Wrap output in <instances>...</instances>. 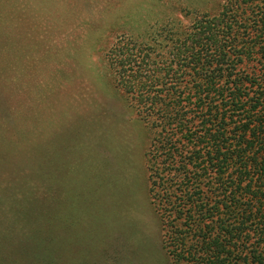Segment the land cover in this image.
I'll return each mask as SVG.
<instances>
[{"label":"trees","instance_id":"1","mask_svg":"<svg viewBox=\"0 0 264 264\" xmlns=\"http://www.w3.org/2000/svg\"><path fill=\"white\" fill-rule=\"evenodd\" d=\"M224 2L215 15L195 13L177 41L182 54L169 51L156 71L145 68V59L126 57L116 79L148 134L146 194L159 247L147 242L152 264H264V0ZM7 37L0 42V165L16 175L15 196L0 193V201L15 200L18 215L45 219L47 179L39 160L47 153L44 134L57 133L47 122L46 128L43 105L38 111L28 103L43 101L31 90L42 86L37 74L45 63L23 56L30 52ZM17 49L23 62L13 56ZM27 79L35 88L17 91V81ZM44 84L38 89L45 93L56 83ZM88 130L84 139L92 137ZM62 190L56 187L53 197ZM58 224L33 229L61 230Z\"/></svg>","mask_w":264,"mask_h":264},{"label":"rangeland","instance_id":"2","mask_svg":"<svg viewBox=\"0 0 264 264\" xmlns=\"http://www.w3.org/2000/svg\"><path fill=\"white\" fill-rule=\"evenodd\" d=\"M223 3L0 0V42L8 36L17 48L30 52L23 56L45 63L37 74L44 76L42 86L31 90L37 97L42 94L43 101L31 97L28 103L38 111L43 105L42 120L57 133L44 134L47 153L39 160L44 183L47 179V217L18 215L15 200L0 201V264H152L147 242L152 250L159 247L146 194L148 134L116 79L126 57V62L135 56L145 59V68L156 71L161 58H171L169 51L182 54L177 41L183 40L180 33L195 13L215 15ZM13 56L24 61L18 49ZM46 81L56 84L44 93L38 88L46 87ZM64 85L71 90L63 91ZM33 88V79L16 83L17 91ZM86 129L92 137L84 139L81 131ZM11 169L0 165V193L8 197L15 193ZM56 187L63 189L57 199L52 194ZM53 221L62 229L35 232L37 223H49L52 229Z\"/></svg>","mask_w":264,"mask_h":264}]
</instances>
